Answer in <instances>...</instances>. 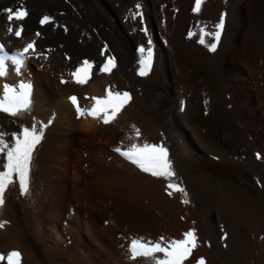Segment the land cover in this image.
Here are the masks:
<instances>
[{"label":"bare ground","instance_id":"obj_1","mask_svg":"<svg viewBox=\"0 0 264 264\" xmlns=\"http://www.w3.org/2000/svg\"><path fill=\"white\" fill-rule=\"evenodd\" d=\"M225 17L214 49L199 25ZM245 161L264 0H0V264H180L187 238L182 264H264Z\"/></svg>","mask_w":264,"mask_h":264},{"label":"rangeland","instance_id":"obj_2","mask_svg":"<svg viewBox=\"0 0 264 264\" xmlns=\"http://www.w3.org/2000/svg\"><path fill=\"white\" fill-rule=\"evenodd\" d=\"M198 7H200L199 2L194 6V10L196 12L199 9ZM226 23H227V17H225L223 19L221 18L218 21V23H216L215 26H213V28L211 25H206V24H202V23H200V25H199V28L200 29L202 28L201 30H203L206 34L208 33L207 35L211 36V38H212L211 40L213 41V48L215 47L214 49H216L218 46L219 38H221V36L223 34ZM227 131L229 133V137L234 142H236L244 151H246V149H247L246 147L249 148V146L246 144V142L242 138L243 135H241L235 128H233V126L230 124V122L227 125ZM251 155H252L251 153H250V156H249V154L247 156V153L244 154V156L246 157L245 160L251 159L252 156L256 160H260L262 158L263 152L261 150H257L253 153L252 156ZM258 157L259 158L261 157V158L259 159ZM239 174L244 175L245 178H249L251 180L252 184L255 186V188L260 189V193H264V169L258 167L257 165H255L252 162L245 161V166L242 169H240ZM237 188L238 189L240 188V180L239 179H237ZM221 224L224 226V229H225V232L222 235V237L225 238L224 240H227L226 242L231 241V240H232L231 242H233L234 236L243 237L242 232L245 233V237H246L247 232H248L247 228H248V230L250 229L252 231L251 224L246 218L243 219L241 217H238V220L235 221L234 223L228 222V223H221ZM245 229H246V231H244ZM187 239L179 241V243H181V244H179L178 241L170 244V248H171V251L173 253L178 254L179 257L183 256V254H184L183 260L190 254V252H191L190 248H192V246H193V243H191L192 240H190V239L187 240ZM187 241L189 242V244ZM151 242H152L151 245H158L157 240L151 241ZM158 243L161 244L159 241H158ZM129 249H130V251H132V249H133L132 245L130 243H129ZM188 251H189V253H188ZM180 252L181 253L183 252V253L181 254ZM179 259H180V264H182V261H183V260H181L182 258H179ZM158 262L159 261H157L155 264H157ZM158 264H172V263H170V262L166 263V261L164 260V262L160 261Z\"/></svg>","mask_w":264,"mask_h":264}]
</instances>
